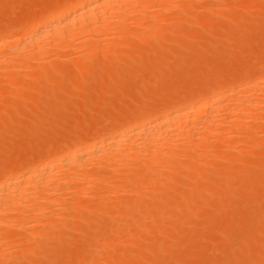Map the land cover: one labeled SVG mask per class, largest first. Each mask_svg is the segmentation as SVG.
Returning a JSON list of instances; mask_svg holds the SVG:
<instances>
[{
  "label": "rangeland",
  "instance_id": "1",
  "mask_svg": "<svg viewBox=\"0 0 264 264\" xmlns=\"http://www.w3.org/2000/svg\"><path fill=\"white\" fill-rule=\"evenodd\" d=\"M65 2L71 0H0V42L8 41V45L3 42L5 47L0 48V59L4 61L0 64V179L20 177L24 183L22 175L34 162L44 164L49 154L60 158L75 144L84 141L85 145L95 139L100 143L102 137L114 133L110 134L112 129L117 131L123 125L126 128L124 123L131 122L134 126L141 120L140 124L145 121L147 127L152 118L176 110L185 101L206 95L210 98V91L211 94L224 92L220 108L216 105L215 112L211 109V117L208 110L207 116L203 112L196 116L202 120L213 117L209 121L212 124L217 118L221 122L211 125L219 127L211 130L212 135L206 133L211 135L209 139L199 129L198 135V132L192 135V130L197 131L196 124H201L203 127L197 128L202 130L205 125L195 115L196 123L192 119L189 125L180 121L185 125L182 128L189 131H183L180 126L181 131L177 130L179 123H174L173 133L179 136L162 134L164 138L158 136L162 137L158 143L163 145L146 147L147 153L141 150L151 158L153 150L172 156H166L168 160L161 159V155L153 158L152 168L146 162L152 160L149 156L145 159L140 150L134 157L138 164L132 160L133 164L123 163L119 157L120 151H131L141 141L139 136L123 140L120 145L124 150L119 145L111 149L117 154L110 161L115 165L118 162L116 169L113 165L111 169L109 165L107 169L102 166L108 160L101 163L104 167L101 171L96 170L100 163L94 166L96 160L89 158L86 163H93L81 166L82 170L89 168L91 174L84 172L86 168L83 173L87 175L82 174L88 181L82 175L81 181L80 178L69 180L71 174H68L75 167L71 166L76 162L66 168L56 161L57 157H51L60 164L57 168L65 167L55 170V182L60 184L59 187L52 184L56 187L54 195H49L54 187L46 192L51 200L46 201L45 192H41L29 195L37 196L29 207L24 205L34 197L18 205L27 211L23 208L16 212L4 206L5 213L13 212L8 217L2 213L4 218L0 215V242H4L0 244V264H264V106L244 110L253 96L264 105V0H115L114 9L122 2L131 11H127L128 7H117L128 14L127 19L123 13L122 20L118 16L123 28L130 27L124 28L125 33L116 26V14H110L109 7L110 11H105L110 14L107 18L115 17L105 22L109 27L100 23L102 27L96 19L95 24L91 21L90 27L94 26L90 30H82L81 35L76 33V37H84L81 38L84 43L86 38L94 37L96 33L91 29L95 30L98 23V37L97 34V39L91 37L97 40V46L84 47L86 42L81 46L79 37L78 40L73 37L75 46L56 40L52 43L54 47L47 45L49 49L43 52V57L33 51L35 54L29 59L26 55L32 50L27 54L18 52L21 56L9 52L11 37L23 38L35 21L37 26H43L48 14L59 11ZM53 12L50 17L56 14ZM100 27L101 30L105 27V34L106 28L116 29L107 30L111 33L106 36ZM101 38L104 45L109 44L104 46ZM94 40L87 43H96ZM59 43L61 47H56ZM247 84L255 87L249 88ZM243 86L249 88L247 93ZM239 88L244 89V98ZM241 97L243 101L239 100ZM231 103L239 104L237 107L246 112L234 109L237 114L233 117H237L238 123L231 124L232 128L229 118L235 111L228 120L225 118ZM190 131L193 140L191 135L187 137ZM195 135L205 137L202 139L207 142H197L205 146L196 145L199 140H194ZM167 147L173 151L170 148L166 153L160 152L168 150ZM117 166L122 169L118 170ZM18 173L21 175L17 176ZM60 179L67 183L61 184ZM11 189L13 195L17 189ZM62 197L68 198L67 205ZM43 201L50 202L44 205ZM37 202L43 203L42 207Z\"/></svg>",
  "mask_w": 264,
  "mask_h": 264
},
{
  "label": "bare ground",
  "instance_id": "2",
  "mask_svg": "<svg viewBox=\"0 0 264 264\" xmlns=\"http://www.w3.org/2000/svg\"><path fill=\"white\" fill-rule=\"evenodd\" d=\"M69 1V0H68ZM117 1V0H116ZM115 2V0H71V2H69V3H67L66 4V2H65V6L64 7H62L61 9H59V11L58 10H56V11H52L53 13H56V14H54V15H52L51 17H50V13H52V12H50L48 15H49V18L46 20V18L44 19V20H46V21H44V22H46V23H44L43 24V26H41V27H39V26H37L35 23H36V21H35V23L33 24V25H31L30 26V31L29 32H27L25 35H24V37L22 38H20V37H18V36H16V37H11V38H13L12 40H9V41H11L10 43H12V45L10 44V53L12 54V52L15 54L16 53V55L18 54V52L20 53H24V52H26V54H27V52L28 51H30V50H32V51H30L31 53H29L28 52V54L26 55V56H28V58H29V56L30 57H32V55H34L35 53H37V52H39L40 53V55L39 56H42L43 55V52L45 51V52H47V50L49 49H47V45H49V46H51V44L52 43H54L56 40H63V41H60V43L61 42H63V44H64V42H66L65 44H67L68 46L70 45H72V44H74L75 43V40H74V38L73 37H76V33H78V32H80V35L82 34V30H90L89 28H92V27H90V24H93V22H91L92 20H94V24L96 23L95 21H96V19H97V22H98V20H99V24L101 23L102 25H104L105 24V22H107V19L109 20L111 17H113V18H115L114 16H110L109 18H107V16H109L110 14H112V13H114V14H116V19L118 20V21H116V19H115V21L118 23L116 26H118L119 25V29L120 28H123V26H122V21H119V19H118V16L119 15H121L122 13L123 14H125V15H127V16H125V15H123L125 18L127 17L128 18V14H126V12L127 11H130V9H129V7H128V3L126 4V3H124V4H126L127 5V7H125V5H121V3H120V5L121 6H123V7H125V8H127V9H129V10H127L126 12L124 11V12H122V11H120V9H122L121 7H120V9L119 8H117V7H119L118 6V3L116 4L117 5V7L114 9V4L116 3H114ZM129 2V1H128ZM141 3V2H140ZM63 6V5H62ZM111 6L113 7V8H111ZM137 6V5H136ZM103 7H108V8H106L107 10H103L102 8ZM109 7H110V10H108L109 9ZM168 8V7H167ZM166 8V9H167ZM99 9V10H98ZM105 9V8H104ZM166 9H163V10H166ZM51 10V9H50ZM115 10H117V11H115ZM125 10V9H124ZM48 11V10H47ZM97 11H100V12H97ZM108 11H110L109 13V15L108 14H106V12ZM137 11H139V10H137ZM107 12V13H108ZM129 13V12H128ZM130 13H131V11H130ZM91 15H93L92 17H91ZM107 15V16H106ZM122 15H121V20L123 19L122 18ZM96 16V17H95ZM151 16V15H150ZM92 18V19H91ZM94 18V19H93ZM126 18V19H127ZM113 20V19H112ZM125 20V19H124ZM112 22V23H116V22ZM126 21H128V20H126ZM38 22V21H37ZM119 22L121 23V25L119 24ZM130 23H132L131 21H129ZM39 23H41V22H39ZM125 23V22H124ZM129 23V24H130ZM100 24V25H101ZM107 25H108V23H106ZM105 24V25H106ZM109 24H111V23H109ZM126 24H128V23H126ZM125 24V25H126ZM137 24H139V23H137ZM136 24V25H137ZM101 25V26H102ZM104 25V26H105ZM106 25V27H109V26H107ZM133 25V24H132ZM131 25V27L133 28V26ZM115 26V25H114ZM121 26V27H120ZM127 26V25H126ZM96 27V26H95ZM97 27H98V23H97ZM96 27V28H97ZM103 27V26H102ZM111 27V26H110ZM128 27V26H127ZM127 27H124V28H127ZM146 27H148V26H146ZM96 28H94L95 30H93V29H91L93 32H95L96 34V37H98V33H97V30H99L98 28L96 29ZM118 28V27H117ZM121 29V31H123L124 33L125 32H127L126 31V29ZM131 28V29H132ZM112 30H115L116 29V27H115V29L114 28H111ZM111 29H107L106 28V34H108V35H110V33L111 32H109L108 33V31L107 30H111ZM128 29H130V27H128L127 28V30ZM100 30H101V27H100ZM82 31V32H81ZM91 31V32H92ZM105 31V27H104V30H103V28H102V30L100 31L101 33L102 32H104ZM87 32V31H86ZM88 32H90V31H88ZM99 32V33H100ZM119 32V31H118ZM117 32V33H118ZM123 32H120V34L121 33H123ZM85 33V32H84ZM116 33V32H115ZM79 34V33H78ZM87 34V33H86ZM91 34V33H90ZM104 34H105V32H104ZM105 34V35H106ZM17 35V34H16ZM79 35V36H80ZM85 35V34H84ZM93 35H94V33H93ZM95 35H94V37L91 35H89L90 36V38L88 37V38H86L85 40V42H86V44L84 45V43L82 42V40H84V39H81L82 37H79V39H80V41L78 40V37H76L77 38V40H78V42H80V43H83L81 46H83L84 45V47L85 46H87V45H93V44H96V46H97V44H98V42H97V38L95 37ZM108 35H106V36H108ZM118 35V34H117ZM91 37H93V38H96L95 40H96V43H87L88 42V40L89 41H91V39L92 40H94L93 38H91ZM111 37V36H110ZM5 39H6V37H4ZM84 38V37H83ZM107 38H109V37H107ZM106 38V39H107ZM10 39V38H9ZM73 39V42L74 43H72V40ZM99 39H100V37H99ZM98 39V40H99ZM104 39V38H103ZM103 39L101 38V40H102V42H103ZM112 39V38H111ZM111 39H107V40H111ZM94 40V41H95ZM106 41V40H105ZM116 41H118V40H116ZM4 43H7V45H8V41L7 40H4L3 41ZM1 43L0 44V48L4 45V43ZM59 41H57V43H58ZM68 42H71V44H68ZM101 41H100V43H102ZM111 43H112V41H110ZM60 43H59V45H56V47L57 46H59V47H61V45H60ZM64 44V45H65ZM79 44V43H78ZM103 45H104V42L102 43ZM109 43H106L105 42V45H108ZM27 45H29L30 46V48H27ZM53 45V44H52ZM76 45H77V43H76ZM91 45V46H92ZM101 45V44H100ZM104 45V46H105ZM48 46V47H49ZM55 45H53V47H54ZM73 46V45H72ZM74 46H75V44H74ZM95 46V47H96ZM117 46V45H116ZM3 47H5V46H3ZM2 47V48H3ZM7 47V46H6ZM9 47V46H8ZM64 47V46H63ZM51 48H52V46H51ZM51 48H50V51H51ZM94 48V47H93ZM9 49V48H8ZM29 49V50H28ZM6 50V49H5ZM27 50V51H26ZM90 50V49H89ZM113 50V49H112ZM8 51V50H7ZM33 51L35 52L34 54H33ZM104 51V50H103ZM49 52V51H48ZM3 53V52H2ZM9 53V54H10ZM88 53V52H87ZM86 53V54H87ZM90 53H92V52H90ZM10 54V55H11ZM13 54V55H14ZM38 54V53H37ZM36 54V55H37ZM94 54H96V53H94ZM4 55V54H3ZM19 55V54H18ZM22 54H20L19 56H21ZM35 55V56H36ZM46 55V53L44 54V56ZM9 56V55H8ZM7 56V57H8ZM15 56V55H14ZM26 56H24V59H26L27 57ZM80 56V55H79ZM106 56V55H105ZM43 57V56H42ZM87 57V56H86ZM113 57V56H112ZM147 57V56H146ZM2 59V60H1ZM0 59V64L1 63H3L4 61H3V58H1ZM30 59V58H29ZM37 59V58H36ZM43 59V58H42ZM44 59H46V58H44ZM110 59V58H109ZM21 60H22V58H21ZM47 60V59H46ZM82 60V59H81ZM112 60V59H111ZM111 60H110V62H111ZM49 61V60H48ZM6 62V61H5ZM109 62V63H110ZM25 63H27V61L25 62ZM106 63V62H105ZM119 63V62H118ZM4 64V63H3ZM43 64V63H42ZM84 64H86V62L84 63ZM22 65V64H21ZM84 67V66H83ZM16 69V68H15ZM20 70V69H19ZM10 71V70H9ZM8 71V72H9ZM17 71V70H16ZM11 72V71H10ZM47 72V71H46ZM85 72V71H84ZM12 73H13V70H12ZM15 73V72H14ZM47 74V73H46ZM4 75V74H3ZM251 75V74H250ZM233 78V77H232ZM241 78V77H240ZM253 78V77H252ZM263 78V77H262ZM234 79V78H233ZM255 80H257V78L255 79ZM261 80H263V79H261ZM60 81V80H59ZM235 81V80H234ZM264 82V81H263ZM260 83H261V81H260ZM257 84H259V81L257 80V83H256V85ZM224 85V84H223ZM247 86H249V88L250 87H255V84L254 85H248L247 84ZM247 86H243L244 88L246 87V91H245V93H247ZM258 86V85H257ZM208 87H210V86H208ZM208 87H206V88H208ZM214 87V86H213ZM248 88V89H249ZM258 88H259V86H258ZM205 89V88H204ZM210 89V88H209ZM208 89V90H209ZM241 88H239L238 90H240ZM244 89L242 88L241 89V94H242V96H243V91ZM255 90V92L257 91L256 89H254ZM260 90V89H259ZM262 90V89H261ZM205 91V90H204ZM213 91V90H212ZM217 91V90H216ZM219 91V90H218ZM237 91V90H236ZM243 91V92H242ZM252 91V90H251ZM201 92V91H200ZM222 92L223 91H221V92H213V94H211V91H210V93H209V95H210V98H207V97H209V96H205L204 98L203 97H200V98H195V100H193L192 101V99H190L191 101L189 102V101H185L186 102V104L185 103H183V104H185V105H183V106H181V107H179L180 105H178V107L179 108H176V110L174 109L173 111H171L170 109H172V108H170L169 110L170 111H168V112H165V113H163V115H161L160 113V116H158V117H156L155 116V118H152L151 120H150V123H147V124H149V125H147V127H146V124H144V122L145 121H143V124L141 123L140 124V122H141V120H140V122L138 123V124H134V126H133V123H128V124H130L129 126H127L128 124H126V123H124L125 124V127L126 128H124L123 126V129H121L122 127H120V129H117V131L116 130H114L113 131V129H112V132H110V134L111 133H113V134H111V135H109L108 137L107 136H104L105 138L103 139V137H102V141L100 142V143H98L99 141L98 140H96L95 139V141H92V143L91 142H89L88 144H85V145H83V142L81 143V144H75L74 146H71L72 148L70 149V148H68L69 150H66V151H64V152H66L65 154H63L62 153V156L59 158V156H51L50 154H49V156H50V158L49 159H47L46 161H45V163L44 162H42V163H44V164H42V165H39L40 163H38V165H35V162L33 163L34 164V166L32 165L28 170H27V172L26 173H24V175H22L23 176V180H24V183H22V181L21 180H19V179H21L20 177L17 179H15L14 178V180H13V178L12 179H10V178H8V180H7V177H5L3 180H2V177H1V179H0V215L4 218V215L2 214V213H5L6 211L4 210V206L5 207H7V208H9V209H16V210H14V211H16L17 212V210H22L23 211V208H24V211H27V208H25V207H21V209H20V206L22 205V204H24L25 203V201H29V200H27L28 198H31V197H34V196H30L29 197V195H33V194H35V193H41V192H45V194H46V192L48 191V190H50V189H53V191H52V193H50L49 195H54V193L53 192H55L54 191V189L56 188V187H59V184L60 183H56L55 181V179H56V174H55V170H58L60 167L61 168H65V167H62V165H66V168H67V165H70V163H74V162H76V165H72L71 167H73V166H75V167H73L74 168V170L76 169V171H74L73 170V168H72V170H73V172H75V176L73 175L72 176V170H71V172L68 174V175H70L71 174V176L69 177V180H74V179H78V178H80V181H81V178L83 179V177H85L84 175H82V174H86L87 172H88V170H89V168H87V167H84V169H85V171H84V169L82 170V167L81 166H85V164L87 165L88 163L90 164V163H93V162H87L86 163V161L90 158V160L91 161H93L94 159L96 160V165H95V163H93V165L94 166H97V162L98 163H100V166L98 167L97 166V168L95 167V169L97 170V169H99V171H101V169H103L104 167L106 168V165L108 166V167H110L111 165H113L114 166V168L116 169V165L118 164V162H116V165H115V163L114 164H112L113 163V161H112V163H110V161L111 160H113V159H115V156H117V154H115V153H113L115 150H111V149H114V147H116V146H121L120 144L123 142V140H125L126 138H134L135 139V137H142L141 138V141L139 142L141 145H137V144H139V143H137L136 145L138 146V149H137V146L136 145H134L135 147H131L133 144H128V145H131L130 147H131V151H125V152H123V151H120L119 150V146L116 148L117 149V151L119 152V154H120V158H121V160H123V163H128V161H130V160H132L133 161V163L134 162H136L137 164L139 163L137 160H134V157L136 158V156H137V152L139 151V152H141V153H144L145 151V153H147V151L149 150H147V148L146 147H151V146H154L155 144H157L158 143V140H160V139H158V138H161L162 139V137H163V135L164 134H172L173 132H175L174 130H173V128L175 127V125H174V123H179V124H177V126H178V129L177 130H179L180 129V131H181V128H182V126H184L185 127V125H187V123H188V121L189 120H193V116L195 115L196 116V114H199L200 112H203V113H206L207 111L206 110H208V111H211V113H212V115L210 114H208V117H211V116H213V110L214 109H217L218 107L216 106V105H218L219 106V104H220V102H221V98H222ZM250 92V91H249ZM261 92V91H260ZM207 93V92H206ZM224 93V92H223ZM226 93V92H225ZM237 93H239V92H237ZM259 93V92H258ZM262 93V92H261ZM196 94V93H195ZM199 94V93H198ZM204 94V93H203ZM240 94V93H239ZM262 94H264V93H262ZM188 95H191L190 93L188 94ZM194 95V94H193ZM212 95V96H211ZM246 96H247V94H245ZM259 95H260V93H259ZM197 96V95H196ZM195 95H194V97H196ZM198 96H200V95H198ZM204 96V95H203ZM238 96V95H237ZM241 96V95H240ZM188 96L186 95V98H187ZM193 97V96H192ZM191 97V98H192ZM245 96H243V98H244ZM250 97V96H249ZM248 97V98H249ZM237 98H239V97H237ZM237 98H235L236 99V101H238L239 102V100H241L242 99V97L239 99V100H237ZM253 98V99H252ZM250 97V99H248V104H246V105H244L243 107H244V110L246 109V110H250V109H256L257 107H262V106H264V105H261V103L260 102H257L256 101V99L255 98H257V97H255L254 98V96L253 97ZM257 99H259V98H257ZM261 99V98H260ZM188 100V99H187ZM245 101H247V99L245 98L244 99ZM261 100H263V99H261ZM180 101V100H179ZM241 101H243V99L241 100ZM241 101H240V104H241ZM245 101L243 102V103H245ZM183 102V101H182ZM189 102V103H188ZM262 102V101H261ZM247 103V102H246ZM258 103H260V104H258ZM170 105V104H169ZM260 105V106H259ZM173 106V105H172ZM237 106H239V104H237V103H235L234 104V106L232 105V103H231V105L229 106V107H227V110H229L230 112L228 113V115L225 117L226 119H227V117H229V115H231V112L232 111H235L234 109H239V111H241V110H243V109H241L240 110V108H238ZM217 107V108H216ZM237 107V108H236ZM219 108H220V106H219ZM224 108H226V107H224ZM250 108V109H249ZM211 109H213V110H211ZM226 110V109H225ZM243 110V111H244ZM167 111V110H166ZM206 111V112H205ZM237 111V110H236ZM236 111L235 112H233V114H232V117H233V115H235V113H236ZM242 111V112H243ZM214 112H215V110H214ZM245 112V111H244ZM135 113H137V112H135ZM208 113V112H207ZM207 113H206V116H207ZM238 113H240V112H238ZM246 113V112H245ZM252 113V112H251ZM201 115H202V113H200ZM199 114V115H200ZM237 114V113H236ZM243 114V113H242ZM226 115V114H225ZM240 115V117L242 116L241 114H239ZM244 115V114H243ZM152 117H154V116H152ZM201 117V116H200ZM199 117V119H201ZM204 117H205V115H204ZM207 117V118H208ZM215 117V116H214ZM231 116H230V121H229V123H230V126H231V124H232V126H234V124H235V126L237 125V117L236 118H232ZM244 117V116H243ZM245 117H247L246 116V114H245ZM196 118H197V116H196ZM207 118H205V119H201V121H202V124L203 123H205V125H204V129L202 130V128L200 127V128H197L198 126H200V125H198V124H194L195 125V127H196V130L197 131H195V129L194 130H192L193 131V134L192 135H194V133L196 134L197 132H198V129H199V131H202L203 133L205 132V134L206 133H209L210 132V134L212 135V134H214V133H212V132H214V131H212L211 132V130L213 129H215V128H218V127H215V128H213V126H217V122H219L220 121V119H219V121H216V120H218V118L215 120V122L216 123H214L213 122V124L212 123H210L211 121L210 120H212L213 121V117L212 118H210V120L208 119L207 120ZM148 119V118H147ZM198 118L196 119V120H199ZM131 120V119H130ZM196 120H195V118H194V120H193V122L195 121V123H196ZM207 120V121H206ZM228 120V119H227ZM245 120V119H244ZM137 121V120H136ZM147 121V120H146ZM180 121H184V123H186L185 125H184V123H182V122H180ZM200 121V120H199ZM200 121V122H201ZM204 121V122H203ZM210 121V122H209ZM245 121H247V120H245ZM198 122V121H197ZM221 122V121H220ZM219 122V123H220ZM237 122V123H236ZM242 122V121H241ZM135 123H137V122H135ZM180 123H182V125H180ZM209 123H210V125H209ZM227 123V122H226ZM114 124V123H113ZM112 124V125H113ZM132 124V125H131ZM190 123H188V125H189ZM245 124V123H244ZM193 125V126H194ZM211 125H213V126H211ZM229 125V124H228ZM241 124L239 123V126H240ZM248 125H250V124H248ZM111 126V125H110ZM115 126V125H114ZM117 126V125H116ZM174 126V127H173ZM176 126V127H177ZM179 126L181 127V128H179ZM202 126V125H201ZM232 126H231V128H232ZM183 127V128H184ZM192 127V126H191ZM194 127V128H195ZM203 127V126H202ZM108 128V127H107ZM116 128V127H115ZM182 128V130L183 131H189V129L188 130H185V129H183ZM221 128V127H220ZM201 129V130H200ZM119 130V131H118ZM220 130V129H219ZM103 131V130H102ZM105 131H108V130H106L105 129ZM116 131V132H115ZM180 131H178V133L177 134H181L180 133ZM192 131H190L189 132V134H187V137L188 136H190L191 134V132ZM195 131V132H194ZM216 131V130H215ZM202 132H200V133H202ZM216 132H219V131H216ZM183 134L185 133V132H182ZM188 133V132H187ZM109 134V133H108ZM163 134V135H162ZM174 134V133H173ZM172 134V135H173ZM186 134V133H185ZM184 134V135H185ZM199 134V132L197 133V135ZM209 134V136L207 135V137L208 138H206V139H209V137L211 136ZM219 134H220V132H219ZM101 135V134H100ZM162 135V137H158V136H161ZM182 135V134H181ZM191 135V140H193V137L194 136H192ZM197 135H195V137L197 136ZM204 135V134H203ZM203 135H200L201 137H199V136H197L196 138H194V140L196 139V140H199V141H196V145H202V146H205V144L203 145L202 143H200V144H198L197 142H207V140L206 141H204V139H202V138H205V137H203ZM96 136V135H95ZM174 136H175V134H174ZM176 136H179V135H176ZM175 136V137H176ZM205 136V135H204ZM107 137V138H106ZM166 138H167V135L165 136ZM171 137V136H170ZM224 137V136H223ZM78 138V137H77ZM88 138V137H87ZM164 138V137H163ZM173 138V137H172ZM171 138V139H172ZM211 138V137H210ZM133 139V143L135 144L136 142H135V140ZM137 139H139V138H137ZM186 139V138H185ZM126 140H128V139H126ZM130 140V139H129ZM167 140H168V138H167ZM87 141V140H86ZM91 141V140H90ZM96 141H98V142H96ZM137 141V140H136ZM163 141L164 142H167L166 141V139H163ZM171 141V140H170ZM174 141V140H173ZM212 141V140H211ZM131 143H132V140L130 141ZM129 142V143H130ZM162 142V141H161ZM172 142V141H171ZM192 142V141H191ZM195 141H193V143H194ZM87 143V142H86ZM168 143H169V140H168ZM168 143H166V145H168ZM126 144V143H125ZM158 144H162V143H158ZM170 144V143H169ZM172 144V143H171ZM163 145V144H162ZM139 146L140 147H143V148H146V149H139ZM156 146V145H155ZM161 146V145H160ZM169 146V145H168ZM171 146V145H170ZM194 145H192V147H193ZM55 147V146H54ZM53 147V148H54ZM58 147H60V146H58ZM57 147V148H58ZM62 147V146H61ZM122 148H123V146H121ZM120 147V148H121ZM157 147H159V146H157ZM176 147V146H175ZM189 147V146H188ZM52 148V149H53ZM121 148V149H122ZM152 148V147H151ZM164 148V147H163ZM168 148V147H167ZM170 148L171 147H169L168 148V150H164V151H162V150H160V152H164V153H166L165 151H169L170 150ZM63 149V148H62ZM67 149V148H66ZM128 150L130 149L129 147L127 148ZM156 149H159V148H156ZM160 149H162V148H160ZM164 149H166V146H165V148ZM58 150V149H57ZM123 150H124V148H123ZM141 150H144V152L143 151H141ZM171 150H172V148H171ZM200 150V149H199ZM49 151V150H48ZM47 151V152H48ZM111 151H113V152H111ZM159 150H153V154L151 155L154 159H155V157H158L159 158V156L162 154V153H160L159 154V152H158ZM173 151V150H172ZM172 151H170V152H172ZM52 152H54V151H52ZM57 152V151H56ZM59 152V151H58ZM116 152V151H115ZM117 152V153H118ZM121 152H123V153H121ZM128 152V153H127ZM152 152V151H151ZM150 152V153H151ZM49 153V152H48ZM141 153H139V155L138 156H142V154ZM145 153L143 154L144 155V157H145V159H148V158H146V157H148L149 155H145ZM46 154V153H45ZM61 154V153H60ZM118 154V155H119ZM141 154V155H140ZM148 154H149V152H148ZM159 154V155H158ZM167 154H168V152H167ZM167 154H165V156H164V154L163 155H161L160 156V158L162 157L163 158V160H168V158L166 157V156H168ZM171 155L173 154V152L172 153H170ZM175 154V153H174ZM52 155H53V153H52ZM59 155V154H58ZM210 155V154H209ZM39 156V155H38ZM204 156V155H203ZM51 157H54V159H56V157L58 158V160H56L58 163H61L62 165L61 166H59V168H57L58 167V165H60V164H56L54 161L55 160H53V159H51ZM169 158H171L172 156H168ZM31 158V157H30ZM37 158V157H36ZM93 160H92V159ZM133 158V159H132ZM140 159H141V157H139ZM138 158V159H139ZM142 158H143V156H142ZM153 158H151L150 156H149V160L151 159L152 161H154V163L152 162V161H146V162H150V163H147V165L149 164V166L148 167H150V165H155V160H153ZM161 158V159H162ZM165 158V159H164ZM40 159V158H39ZM118 159V158H117ZM145 159H144V161H145ZM158 160V161H162V160ZM41 160V159H40ZM98 160V161H97ZM109 160V161H108ZM124 160H126V161H124ZM143 159H141V161H142ZM209 160V159H208ZM89 161V160H88ZM104 161H108L106 164H105V162ZM115 161H118V160H115ZM114 161V162H115ZM23 162V161H22ZM78 162V163H77ZM104 162V164L105 165H102V166H104L103 168H102V166H101V163H103ZM120 162V161H119ZM122 162V161H121ZM120 162V163H121ZM164 162V161H163ZM30 163V162H29ZM123 163H122V165H123ZM130 163H131V161H130ZM133 163H131V164H133ZM156 163H157V161H156ZM9 164V163H8ZM19 164V163H18ZM77 164H78V168H76V166H77ZM88 164V165H89ZM129 164V163H128ZM128 164L126 165V166H128ZM146 164V163H145ZM158 164H160V163H158ZM0 165H2V164H0ZM5 165V164H4ZM17 165V164H16ZM27 165V164H26ZM31 165V164H30ZM56 165H57V167H56ZM99 165V164H98ZM121 165V164H120ZM23 166V165H22ZM125 166V167H126ZM137 166V165H136ZM142 166H144V165H142ZM6 168H7V166H5ZM5 167H3L4 169H5ZM29 167V166H28ZM57 169H56V168ZM89 167V166H88ZM107 167V168H108ZM117 167H119V166H117ZM138 167V166H137ZM144 167H146V166H144ZM15 168V167H14ZM55 168V169H54ZM70 168V167H69ZM80 168H81V170H80ZM106 168V169H107ZM111 168H113V167H110V169ZM126 168H128V167H126ZM140 168V167H139ZM150 168H152V167H150ZM88 169V170H87ZM114 169V170H115ZM120 169H122V167L120 166L119 168H118V170H120ZM113 170V169H112ZM113 170V171H114ZM141 170V169H140ZM24 171V170H23ZM83 171L84 172H86V173H83ZM106 171V170H105ZM109 171H111V170H109ZM117 171V170H116ZM115 171V172H116ZM125 171V170H124ZM149 171V170H148ZM163 171H165V170H163ZM19 172V171H18ZM22 172V171H21ZM92 172V171H91ZM88 173H90V172H88ZM105 173V172H104ZM114 173V172H113ZM17 174V173H16ZM74 174V173H73ZM91 174V173H90ZM98 174H100V172L98 173ZM107 174V173H106ZM119 174V173H118ZM19 175H21V173L19 174L18 173V175L17 176H19ZM83 177H82V176ZM87 175V174H86ZM89 175V174H88ZM101 175V174H100ZM104 175V174H103ZM111 175V174H110ZM114 175V174H113ZM112 175V176H113ZM130 175V174H129ZM140 175V174H139ZM105 176H107V175H105ZM138 176V175H137ZM13 177V176H12ZM59 177V176H58ZM87 177V176H86ZM84 178V179H88V178ZM89 177H90V175H89ZM102 177H104V176H102ZM107 177H109V176H107ZM119 177V176H118ZM117 177V178H118ZM144 177V176H143ZM60 178V177H59ZM64 178V177H63ZM67 178V181H69L68 180V176L66 177ZM65 178V179H66ZM92 178V180H93V177H91ZM100 178V177H99ZM110 178V177H109ZM10 179V180H9ZM90 179V178H89ZM104 179V178H103ZM58 181H59V179H57ZM61 180V184H63L64 182L65 183H67L66 182V180L65 181H63L62 179H60ZM102 180V179H101ZM106 180H107V178H106ZM132 180V179H131ZM62 181H63V183H62ZM79 181V180H78ZM88 181V180H87ZM95 181V180H94ZM105 181V180H104ZM113 181V180H112ZM60 182V181H59ZM84 182V181H83ZM92 182V181H91ZM56 184L55 186L56 187H54L53 185L54 184ZM89 183H90V180H89ZM53 184V185H52ZM69 184V183H68ZM114 185V184H113ZM137 186V185H136ZM50 187H54V188H50ZM87 187V186H86ZM91 187V186H90ZM11 188H15V189H17V191L15 190V193L13 194V195H11V193H10V189ZM50 188V189H49ZM94 188V187H93ZM132 188V187H131ZM130 189V188H129ZM11 190H13L12 192H14V189H11ZM93 190V189H92ZM79 192V191H78ZM9 193H10V195H9ZM49 193V191L47 192V194ZM74 193V192H73ZM77 193V192H76ZM140 193V192H139ZM44 194V195H45ZM47 194H46V196L44 197L45 198V200L47 201L48 199H49V195L47 196ZM72 194V193H71ZM75 194V193H74ZM90 194V193H89ZM43 194H42V196H44ZM73 195V194H72ZM76 195V197H77V195L78 194H75ZM107 195V194H106ZM42 196H40V197H42ZM37 197V196H36ZM36 197H34V198H32L30 201H29V203H27V205L25 204L24 206H27V207H29V205L28 204H31L30 202L31 201H35L37 198ZM55 197H57V195L55 196ZM55 197H54V199H55ZM66 197V196H65ZM68 197V196H67ZM72 197H74V195L72 196ZM36 198V199H35ZM58 198V197H57ZM61 198V197H60ZM57 199L58 201L59 200H61V199ZM69 198V201H70V199H71V201H72V198H71V196L70 197H68ZM68 198H66V199H68ZM75 198V197H74ZM35 199V200H34ZM52 199H53V197H52ZM65 198H63L62 197V200L64 201V200H66ZM101 199V198H100ZM49 200H51V199H49ZM61 200V201H62ZM37 201H39V200H37ZM42 201V200H41ZM46 201H43L44 202V205L45 204H48L50 201H48V203H45ZM54 201V200H53ZM62 201V202H63ZM76 201V200H75ZM65 203H63L64 205H67V202H68V200H66V201H64ZM32 203H34V202H32ZM36 203V202H35ZM57 203H60V202H57ZM70 203V202H69ZM37 204H38V206L39 205H41V207H42V205H43V203L41 204V203H38L37 202ZM36 204V205H37ZM71 204V203H70ZM18 205H20V206H18ZM33 205V204H32ZM35 205V204H34ZM33 205V206H34ZM36 205H35V207H36ZM19 207V209H17L18 207ZM47 206V205H46ZM69 206H71V205H69ZM17 207V208H16ZM41 207H37V209L38 210H43ZM31 208V207H30ZM33 208V207H32ZM6 209V208H5ZM11 209V210H12ZM33 209H36V208H33ZM62 210H63V208H61ZM104 209V208H103ZM8 210V209H7ZM11 210H9V211H11ZM29 210V209H28ZM30 210H32V209H30ZM9 211H7L8 213H5V214H7V215H5L6 217H8V215L10 216L11 214H9V213H12V212H9ZM16 212L15 213H13V214H16ZM67 212V211H66ZM18 213H20V212H18ZM23 213V212H22ZM19 215V214H18ZM17 215V216H18ZM29 215V214H28ZM0 216V217H1ZM260 216V215H259ZM1 217V218H2ZM16 217V216H15ZM24 217H25V215H24ZM34 217V216H33ZM102 217V216H101ZM1 218H0V220H1ZM29 218H31V217H29ZM258 218H260V217H258ZM262 219V218H261ZM6 220V223H4V224H7V219H5ZM259 220V219H258ZM2 221H4L3 219H2ZM1 221V223H3ZM5 222V221H4ZM20 222V221H19ZM260 222H262L261 220H260ZM18 224V223H17ZM21 224H23V223H21ZM24 227V226H23ZM30 230V229H29ZM55 232V231H54ZM1 233V232H0ZM29 233V232H28ZM46 233V232H45ZM50 233V232H49ZM42 235V234H41ZM46 235V234H45ZM48 235V234H47ZM30 237V236H29ZM36 237V236H35ZM66 238V237H65ZM1 243H4L3 241H1L0 242V244ZM81 250V249H80ZM82 252V251H81ZM80 252V253H81ZM75 254H77V253H75Z\"/></svg>",
  "mask_w": 264,
  "mask_h": 264
}]
</instances>
